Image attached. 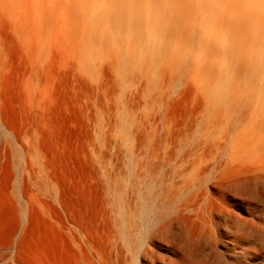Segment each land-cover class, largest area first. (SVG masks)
I'll return each mask as SVG.
<instances>
[{"label": "rangeland", "instance_id": "1", "mask_svg": "<svg viewBox=\"0 0 264 264\" xmlns=\"http://www.w3.org/2000/svg\"><path fill=\"white\" fill-rule=\"evenodd\" d=\"M151 1L35 6L28 30L0 1V264H136L168 223L154 264H264V180L224 213L186 205L191 177H264V49L227 50L214 0H157L153 21ZM232 152L250 155L201 173Z\"/></svg>", "mask_w": 264, "mask_h": 264}, {"label": "bare ground", "instance_id": "2", "mask_svg": "<svg viewBox=\"0 0 264 264\" xmlns=\"http://www.w3.org/2000/svg\"><path fill=\"white\" fill-rule=\"evenodd\" d=\"M0 1L2 2V4L4 3V5H5V2L6 1H9L10 2L12 0H0ZM83 1H85V0H83ZM173 2H174V0H173ZM214 2H215V13H214L215 26H216V28L218 30V33H219L221 39L222 38L225 39V37L227 38L226 41H225V43L223 44L224 47L227 50L228 49L231 50V49H234V48L241 49V50H259V49H264V0H214ZM65 3L70 4V3H74V2H72V0H63V1L62 0H21L20 9L23 10L24 17H26V19L23 20L24 18L22 17V15L20 16V18L22 17L21 20H23V23H22L23 26L25 27V29L28 30V26H30V18H31V15L32 14H35L34 13L35 10H33V8L35 6L37 8L35 12L36 13H39V15H41L43 17L45 16L44 18H46V15L48 17L49 15L51 16V14H52L51 12L53 10L51 11V9H50L52 7V5H57L56 7H58V5H61V7L63 8L62 5L63 4L65 5ZM76 3H77V1H76ZM157 3H158L157 0L151 1V5L148 7L147 16L149 18L151 17V19H152L153 13L155 12V9H156V8L154 9V7L157 5ZM9 8H11V5H9ZM48 9L51 11V12L49 11L50 14L47 12ZM55 9H57V8H55ZM37 10H38V12H37ZM6 11H7V8H6ZM32 11H33V13H32ZM54 11H56V10H54ZM7 14H9V13H7ZM21 14H22V12H21ZM55 14L56 15H59L58 14V11H56ZM55 14L52 15V16H55ZM62 14L64 16L66 13L65 14L62 13ZM62 14H61V17H63ZM133 15H136V13H133ZM133 15H132V17H134ZM43 17H41V19ZM132 17H131L130 20H128L130 22V25L133 24V21L136 19V18H132ZM55 18H57V16L54 17V21L52 20L53 23L55 22ZM155 18H157V17H155ZM60 19H62V18H60ZM44 20L45 21H48V18H47V20L46 19H44ZM153 20H155V19H152V21ZM149 21H150V24H151L152 21L151 20H149ZM165 21H167V20L165 19ZM167 22L169 23V21H167ZM46 24H48V22ZM46 24L44 26H46ZM165 24L166 23H164L163 25H164L165 28H167L165 26ZM46 27H48V26H46ZM42 29H44V28H42ZM168 29H170V28H168ZM158 30H157V33L160 34L158 32ZM44 32L46 33L47 30L45 29ZM115 32H117V35L119 34V31H115ZM23 34H27V33H25V31H24ZM43 35H45V34H43ZM24 36H26V35H24ZM119 36H120V34H119ZM246 36H248V37H246ZM157 37L154 40V43L153 44H154V47H156V51L155 52H157V54L159 55L162 52V51L159 52V50L160 49L164 50L165 49V46H164V43H162V39L160 37H158V38ZM30 38H32V37H30ZM31 41L32 42L30 43V45L27 44L30 47L33 46L31 44L33 42H35L33 40H31ZM38 43L40 44V42H38ZM34 48H36V46ZM30 50H31V48H30ZM33 52H34V50H33ZM48 54H50V51H49ZM48 57H49V55H48ZM37 73H38V71H37ZM221 91L222 90L220 89L219 90V93L220 94H221ZM223 144H224V142H222V143H214V144L210 145V147L211 148L220 149ZM238 153L239 152H232L231 154H229V156L227 158H225L224 160H222L220 163H215L214 165L213 164H208V165L206 164L205 166H203L201 168V173L202 174H205L206 172H209V171H212V170H214V171L222 170L226 164L238 163V162H245V161H247V159L249 158V155H250V154H245L244 156H239ZM251 157H252L251 160H252L253 165L255 166L256 170L257 171L264 170V162L262 163V160L264 158V146H262V147L260 146V150H258L257 152H255ZM258 179L264 180V177H245V178H235V179H231V180H228L226 177H191V180H190V183H191L190 188H191L192 192L189 195V197L187 198L186 205H189V203H191L192 206H193L192 209H195L196 211H199L200 210L201 212H203L204 210H206L205 208L209 209L208 211H210V209L212 207L213 208L214 207L217 208L216 211L218 209H219L220 212H223L224 210L225 211H228L227 208H229V205H228V202H227V195L230 192H234L235 194H237L239 196H242L243 195L242 193L247 192V189L245 188L247 184L244 183V182L254 181L256 183V181ZM212 190H216L218 192V194H214L212 192ZM254 193H255V198H260L257 195V193H256L255 190H254ZM245 200L246 199L243 198V201L244 202H245ZM216 211H215V216H216ZM203 215L204 216L205 215L206 216L207 215L209 216V214H204V213H203ZM215 216L212 219H215L216 218ZM209 217H206V219H207L206 221H208V222L211 219ZM227 217H228V215H227ZM230 217L231 216L229 215V218ZM211 221L214 222V220H210V222ZM204 223H206V222H204ZM215 223H217V221H215ZM215 223H213V224H215ZM226 223H224V224H226ZM247 224H248V222H247ZM206 225H208V224H206ZM217 225L219 226L220 224L217 223ZM222 225H223V222H222ZM257 225H259V224H257ZM170 226H171V224L168 223V224H165V225H161L159 227H152V228L147 227L145 229L146 237H145V232H144V235L142 233L140 235L141 237H140V239L138 241L137 249H135V250L130 249L131 250L130 255H132L133 261L136 264H141V261L146 260V259H147L146 261H147L148 264H154V262L156 260L155 259V255L149 249L148 245H150L149 243L151 241H153V238L155 236L156 237H158V236L161 237V236H163L165 234V232H167V231H168L167 233L171 232V229L172 228H170ZM224 226L226 227V225H224ZM254 226H255V224H254ZM212 227H214V225ZM227 227H228V225H227ZM262 227H264V225ZM169 228H170V231H169ZM252 228H254V227H252ZM214 229H216V228H214ZM254 229H252V230L254 231ZM258 230L260 231V228ZM255 231H256V229H255ZM257 232H256V234H257ZM243 233L245 235V232H241V229H240V234H238L237 231H236L235 234H237L236 236H238V235L240 236V235H243ZM257 236H258V234H257ZM259 237L262 238L261 236H259ZM124 244L127 247L131 248L129 246V243L128 242L127 243L124 242ZM263 245H264V243H263ZM234 246H237V245L235 244ZM262 247L264 248V246H262ZM251 248H253V247H251ZM255 248H257V247H255ZM253 250H255V249H253ZM257 250L258 251L260 250V253H262L261 252V249H257ZM243 251H244V249H243ZM253 253H255V251ZM256 253H255V256H256ZM116 254H117V256H119L121 258L124 257V255H123V249L119 245L116 246ZM241 255L243 256V254H241ZM257 255H259V252L257 253ZM238 258H240V257H238ZM243 259H245V258H243ZM241 263H242V261H241ZM241 263H238V264H241Z\"/></svg>", "mask_w": 264, "mask_h": 264}]
</instances>
